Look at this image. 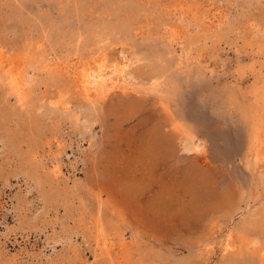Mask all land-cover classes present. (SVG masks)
Returning <instances> with one entry per match:
<instances>
[{
    "label": "rangeland",
    "instance_id": "374dc122",
    "mask_svg": "<svg viewBox=\"0 0 264 264\" xmlns=\"http://www.w3.org/2000/svg\"><path fill=\"white\" fill-rule=\"evenodd\" d=\"M0 51V264H264V0H0Z\"/></svg>",
    "mask_w": 264,
    "mask_h": 264
},
{
    "label": "bare ground",
    "instance_id": "6f19581e",
    "mask_svg": "<svg viewBox=\"0 0 264 264\" xmlns=\"http://www.w3.org/2000/svg\"><path fill=\"white\" fill-rule=\"evenodd\" d=\"M7 64L9 65V67H6ZM12 64L13 63L11 60H9L8 62V60H6L3 56L1 57L0 65H3L5 68L0 70V85L4 86L8 94L15 97L16 100L20 103L21 100L25 97L24 86L27 81L26 80L27 75L26 72H24V74L19 72L21 71V68L14 65L12 66ZM73 77H74L73 79H74L75 88L81 93H83L85 97L96 96V95L100 97H104L114 88L125 87L124 83L128 84L129 79L132 76L130 72L126 71L119 64H114L110 62L104 55L101 56L99 55V57L97 58H93V59L90 58V60L79 62L75 66ZM49 105L54 110L61 109L64 112L69 110V106L67 102H64L63 104L60 105L59 100L52 102L49 101ZM71 111L69 110V112ZM199 148H200L199 143H193L191 147L184 146L182 151H186V152H188L189 150L198 151ZM241 241H244V236H242ZM257 241L258 240L255 238L247 239L246 247H250V248L255 247ZM218 245L221 248V251L223 252H229L231 249H233L235 246L233 240V233L227 232L223 237V239L219 241ZM211 247L212 244H209L207 250L210 249ZM263 255H264V249H260L261 259Z\"/></svg>",
    "mask_w": 264,
    "mask_h": 264
}]
</instances>
